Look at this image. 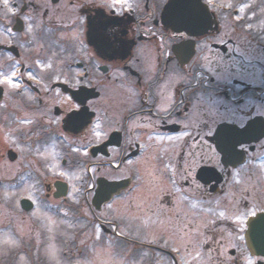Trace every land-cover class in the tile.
Masks as SVG:
<instances>
[{
    "label": "flooded vegetation",
    "instance_id": "1",
    "mask_svg": "<svg viewBox=\"0 0 264 264\" xmlns=\"http://www.w3.org/2000/svg\"><path fill=\"white\" fill-rule=\"evenodd\" d=\"M169 1L0 0V79L19 84H0V188L25 189L39 231L16 247L14 223L0 229L2 264H264L248 218L226 228L221 215L231 191L232 209L254 203L235 194L239 170L264 173V43L246 0H201L204 25L175 24ZM225 96L255 103L213 122ZM241 119L250 140L225 160L207 133Z\"/></svg>",
    "mask_w": 264,
    "mask_h": 264
},
{
    "label": "rangeland",
    "instance_id": "2",
    "mask_svg": "<svg viewBox=\"0 0 264 264\" xmlns=\"http://www.w3.org/2000/svg\"><path fill=\"white\" fill-rule=\"evenodd\" d=\"M214 2H215L214 6L216 5V3L219 5H226L230 3V0H214ZM245 7L246 8L244 11L247 10L246 15H248V18H250V24L254 25L253 30L255 34H257V38L260 39L264 43V0H246ZM244 11H241V13L239 14L244 15ZM228 18L229 17H226L225 19L228 20ZM257 54H258V58L260 62L262 61V63H264V51L261 48V46H259ZM3 134H4V130L2 129L1 124H0V138L1 136H3ZM5 162H6L5 160L0 159V169H2L6 165L4 164ZM2 164H4V166ZM250 175H253L254 178L249 176L248 174L246 175V173H244V169L239 170L237 174L235 175V177L238 180L235 185L236 188L234 189V191L236 194L237 188L239 189L241 201H244L248 197L250 199V202H254V203L249 204L247 206H243L242 202H240V206L236 207L237 210L232 209V205H236L239 203L234 202V199L232 198L233 196L232 191L229 194L226 193L225 194V207H230V209H227L226 213L223 214L225 215V219L227 221L226 228L234 224L236 227L240 226L241 224H244L245 220L252 212L257 211V209L259 208H264V173L262 171L255 170V172ZM5 176H6L5 171L4 170L0 171V177L4 178ZM256 181H258L259 184L253 185V183H255ZM247 188H250V189L255 188L256 199L251 197L252 195H249V196L246 195L245 191ZM24 190L25 189H23V187L15 191L13 190L10 191L9 188H7L6 186H3L0 188V229H3L5 233H9V234L13 233L11 231V226H8L6 228L4 227L9 221L14 223V228L16 227L15 229H13L15 230L14 234L18 237V238L16 237V239L14 240L15 241L14 246L16 247L17 246L23 247V243L27 242L29 238H31L32 233L33 234L36 233L37 235V233L39 232L35 228L33 231L31 230V228L34 227V225L32 226L33 222L30 219L32 214L27 213L25 210L20 208L18 199L19 197H22L25 194ZM67 213L68 212L66 211V215H65L66 221L63 227L64 231L63 233H60V236L63 234L64 237L65 236L71 237L73 236L72 232L75 229V227H73L74 225L73 221L75 217L68 215ZM229 220L231 222H229ZM158 221H159V218H156V217H151V220H149L152 226H155L156 222ZM38 230L40 229L38 228ZM8 239L11 240L12 237H9ZM5 241H8V240H5ZM10 244H13V243H10ZM0 245H1V242H0ZM104 249L105 247L98 246V250L103 251Z\"/></svg>",
    "mask_w": 264,
    "mask_h": 264
},
{
    "label": "snow or ice",
    "instance_id": "3",
    "mask_svg": "<svg viewBox=\"0 0 264 264\" xmlns=\"http://www.w3.org/2000/svg\"><path fill=\"white\" fill-rule=\"evenodd\" d=\"M5 6L8 5V0H3ZM124 2H126V0H124ZM223 6V5H222ZM227 7H232L231 4L226 5ZM9 11H13V9L9 8ZM241 11H243V6L241 7ZM237 19H239V17H237ZM251 27V25H249V28ZM31 29H29L30 31ZM12 77H15L17 74L15 72H13ZM31 75V74H29ZM34 79V77H32ZM232 78V74L228 73L226 75H224L222 77V79L225 82H230ZM9 84L11 85L13 88H19V84L14 83L13 79L8 77L5 79H0V84ZM219 93L216 94V97H219ZM236 97L235 96H225L224 98H212L211 103L214 106V108L216 109L215 112H209V117L213 119V122H215V115L219 114V109L222 107L226 113L231 114L233 117H235L237 115L238 112H244V109L248 106V104H254L255 101H248L246 104L244 105H236L233 106L235 104L236 101ZM262 107H264V103H262L261 105ZM77 108L80 107V105H76ZM245 115H250V113L245 112ZM262 115H264V113H261ZM225 124H235V127L230 128V127H224V128H218L216 130L215 133H213L211 130H209V132L207 133V135L209 136H215L216 137V142H217V147L219 149L220 153H223V156L225 158V160H227V158L229 157H236L241 155L242 152L245 151L244 149V143L245 141L242 139H239L238 136L240 134H243L245 132L250 133L251 132V126L253 121L249 120L247 122H245L243 119L239 120V121H235V120H225L224 121ZM205 127H209L210 126L205 123L204 125ZM101 125L97 124L95 126V129H93L94 135L96 137H101L102 136V132L101 131H97L96 129H100ZM171 139V138H170ZM129 163H132V161H128ZM221 215H223L221 213ZM252 216H256L255 212L251 213ZM257 223H259V225L261 226V228H264V216H262L259 220V222L257 221H253L252 223V229L253 231H255L256 227H257ZM6 243H15V241H5ZM54 254V253H53ZM248 264H254L253 261L249 260Z\"/></svg>",
    "mask_w": 264,
    "mask_h": 264
},
{
    "label": "water",
    "instance_id": "4",
    "mask_svg": "<svg viewBox=\"0 0 264 264\" xmlns=\"http://www.w3.org/2000/svg\"><path fill=\"white\" fill-rule=\"evenodd\" d=\"M201 0H170L169 3L167 4L166 8H168V11H171V14H169V17L174 21V23L176 24L177 20L179 18L186 21L185 25L187 24H191V25H195L197 22H200V24L204 25V17L202 16V12H204L201 8L202 12H199L198 9L199 7H201ZM173 10V11H172ZM207 9L205 11V16H207ZM181 19H179L181 21ZM263 118V117H262ZM264 125V123H263ZM224 127H230L233 128L235 127V125H230V124H225L224 122H222V124L218 125L217 128H224ZM252 128V126H251ZM264 129V128H263ZM247 132L241 134V136H245ZM258 138V137H256ZM245 140H250V138H243ZM242 139V140H243ZM242 160V159H241ZM236 163V162H234ZM116 185H118L117 183L119 182H113ZM29 199L26 198H22V205L24 208L28 209L29 208V204H28ZM264 216V211H259L257 212L256 216H251L250 220L248 221V225H247V238H249V244L251 245L252 248L255 249V251L259 254H263L264 255V228H261V226L259 225V223H257V227L255 229V231H253L252 229V223L253 221H257L259 222L260 218Z\"/></svg>",
    "mask_w": 264,
    "mask_h": 264
}]
</instances>
